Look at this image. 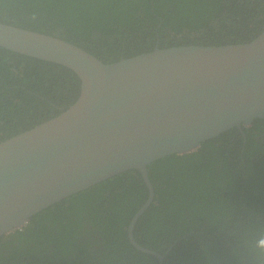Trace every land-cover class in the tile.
Here are the masks:
<instances>
[{"label": "trees", "instance_id": "obj_1", "mask_svg": "<svg viewBox=\"0 0 264 264\" xmlns=\"http://www.w3.org/2000/svg\"><path fill=\"white\" fill-rule=\"evenodd\" d=\"M261 6L264 0H0V22L114 62L155 46L249 41L264 26ZM77 85L61 65L0 48V102L31 99L0 110V141L62 111ZM242 129L244 138L227 129L148 166L154 196L133 237L161 254L160 264H264V118ZM146 196L135 170L69 195L0 236V264H158L127 237Z\"/></svg>", "mask_w": 264, "mask_h": 264}, {"label": "water", "instance_id": "obj_2", "mask_svg": "<svg viewBox=\"0 0 264 264\" xmlns=\"http://www.w3.org/2000/svg\"><path fill=\"white\" fill-rule=\"evenodd\" d=\"M0 48L61 65L79 79L66 108L0 141V236L69 195L135 170L147 196L127 237L160 264L163 256L133 237L154 196L148 166L227 129L244 138L242 127L264 118V26L246 42L155 46L103 62L61 38L0 22Z\"/></svg>", "mask_w": 264, "mask_h": 264}, {"label": "flooded vegetation", "instance_id": "obj_3", "mask_svg": "<svg viewBox=\"0 0 264 264\" xmlns=\"http://www.w3.org/2000/svg\"><path fill=\"white\" fill-rule=\"evenodd\" d=\"M262 8H264V6H261ZM104 58H109V59H113V56L111 57H107V56H104ZM31 99H9V100H6L5 102H0V110L2 109H7V108H14V107H17V106H22V105H25L27 104L28 102H30ZM34 111V109L32 110ZM53 117V116H52ZM51 118V117H49Z\"/></svg>", "mask_w": 264, "mask_h": 264}, {"label": "clouds", "instance_id": "obj_4", "mask_svg": "<svg viewBox=\"0 0 264 264\" xmlns=\"http://www.w3.org/2000/svg\"><path fill=\"white\" fill-rule=\"evenodd\" d=\"M40 33H41V32H40ZM58 38H59V37H58ZM63 40H64V39H63ZM84 50H85V49H84ZM137 55H138V54H137ZM134 56H135V55H134ZM130 57H131V56H130ZM103 58H104V57H103ZM122 58H124V57H122ZM105 59H107V58H105ZM70 71H71V70H70ZM71 72H72V71H71ZM77 80H78V85H79V79L77 78ZM78 85H77V86H78ZM78 87H79V86H78ZM67 92H68V91L64 92V94L67 93ZM78 93H79V92H78ZM74 99H75V98H74ZM67 106H68V105H67ZM67 106H66V107H67Z\"/></svg>", "mask_w": 264, "mask_h": 264}, {"label": "bare ground", "instance_id": "obj_5", "mask_svg": "<svg viewBox=\"0 0 264 264\" xmlns=\"http://www.w3.org/2000/svg\"><path fill=\"white\" fill-rule=\"evenodd\" d=\"M192 158V157H191Z\"/></svg>", "mask_w": 264, "mask_h": 264}]
</instances>
